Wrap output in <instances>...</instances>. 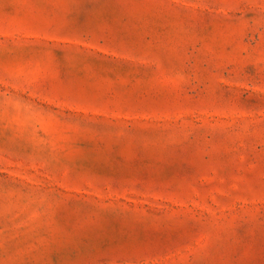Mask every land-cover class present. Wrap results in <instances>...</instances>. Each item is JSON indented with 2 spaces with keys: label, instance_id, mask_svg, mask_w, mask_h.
<instances>
[{
  "label": "rangeland",
  "instance_id": "1",
  "mask_svg": "<svg viewBox=\"0 0 264 264\" xmlns=\"http://www.w3.org/2000/svg\"><path fill=\"white\" fill-rule=\"evenodd\" d=\"M0 264H264V0H0Z\"/></svg>",
  "mask_w": 264,
  "mask_h": 264
}]
</instances>
